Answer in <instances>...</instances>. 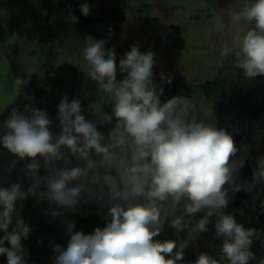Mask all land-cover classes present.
<instances>
[{"label":"clouds","instance_id":"9594fccd","mask_svg":"<svg viewBox=\"0 0 264 264\" xmlns=\"http://www.w3.org/2000/svg\"><path fill=\"white\" fill-rule=\"evenodd\" d=\"M79 10L84 16L90 14L88 3ZM231 19L254 22V27L242 36L238 33L234 47L225 45L221 55L238 49L235 64L244 75L264 76V0L244 4ZM67 20L78 22L71 13ZM84 43L83 58L90 66L86 75L97 83L98 92L110 99L111 114L98 105L92 107L96 119L88 120L81 101L69 102L65 95L58 105V135L51 131L47 112L34 106L26 105L23 112L14 108L3 124L7 131L0 135V145L18 158L6 171L11 174L18 161L31 160L21 169L31 181L26 191L22 183L0 187V230L4 232L0 255L6 256L7 264H27L22 240L29 237L31 229L19 217L28 196L46 199L65 210L51 211L52 217L74 211L81 201L109 205L106 226L91 234L74 232L75 222L67 223L68 243L66 248L54 245V264H178L194 238L208 231L213 216L215 235L223 241L222 252L218 258L201 253L194 264H248L255 260L250 247L259 232L245 228L225 209L232 199L229 193L250 192L264 184V156L257 158L252 181L238 182L245 155H237L233 135L197 120L192 98L178 95L161 101L164 88L154 82L152 71L155 53H141L138 46H132L119 61V71L126 76L117 81L115 50H106V41L92 36ZM161 79L172 82L163 74ZM15 83L24 80L16 78ZM212 115V111L205 113L209 119ZM98 124L112 127L105 134ZM237 130L232 128V132ZM247 150L244 146L245 153ZM41 159L43 176L39 175ZM73 159L83 166L69 167ZM57 161L64 167H57ZM198 212L203 217L193 219ZM166 222L176 230L178 239L154 240ZM185 229L186 238L179 240ZM5 242L10 247H5ZM261 243L264 245V240ZM259 264H264V258Z\"/></svg>","mask_w":264,"mask_h":264},{"label":"rangeland","instance_id":"374dc122","mask_svg":"<svg viewBox=\"0 0 264 264\" xmlns=\"http://www.w3.org/2000/svg\"><path fill=\"white\" fill-rule=\"evenodd\" d=\"M246 3H248V0H90L89 15L93 18L102 15L101 8L121 7L126 10L125 19L119 22L108 19L86 23V18L82 17L77 22L82 24L69 26H66L65 22L62 21L56 39V46L57 48L60 46V48L56 50L58 60L55 62L54 70L51 72L42 68L41 63L39 64L38 61L39 55L36 52L17 56L19 58L22 56L27 57L28 61L26 60L24 66L20 69L27 70V73L23 71V78L21 79L24 80V83L17 87L18 98L14 96L13 90L7 98L14 101L15 109L21 112L24 111L26 105L46 111L48 117L51 116L49 117L52 120L51 131L57 135L61 131V129H58L59 121L56 114L60 102L54 101L56 98L54 96H58V93L65 88L61 85L58 86V79L75 80L78 68H82L83 82L86 80L95 82L90 76L86 75L90 66L83 58L84 41L88 36H92L95 40H105V49L115 50L117 81L126 76V73L119 71V61L121 59L119 54L124 55L135 45L138 46L141 53L149 51L155 53V65L152 71L154 82L157 85L167 84L161 79L162 74L171 78L174 75H182L193 83L205 82L212 79L223 61L238 50L234 48L228 56L221 55L222 48L225 45L233 48L235 36L238 33L242 36L248 30V21L235 22L231 19V14L241 11ZM57 11V14L53 15V19L63 17L64 8L62 7ZM30 43L27 42V45ZM7 53L11 56L10 51ZM2 61L8 60L3 59ZM14 67L17 70L20 68L17 65H14ZM38 70L43 72L40 73ZM20 72L18 70L17 74L20 75ZM29 72L35 76L31 78ZM5 73L9 77V72L6 69ZM65 89H68L67 86ZM97 89L98 85L92 89V93L94 94ZM42 94H45L46 97L44 98ZM99 98L106 100L107 95L101 93L98 100ZM96 103L92 102L89 106L99 105L103 109L108 105L104 101L103 103ZM54 114L56 116H53ZM260 156H264V140ZM41 165H43L42 159ZM15 172L16 170L13 169L9 174L10 179L15 178ZM19 172L21 173V170L18 171V176H20ZM39 173L45 174L43 167H41ZM2 175L0 174V186H6L7 181L4 182ZM24 178L25 180L17 182L22 183V189L26 184V176ZM33 198L29 200L31 201ZM17 209L20 210L19 206ZM20 212H26L25 208L23 207ZM210 219L215 223V216ZM14 225L15 223H12L9 228L14 227ZM212 225L215 228L214 224ZM213 233V231H210L211 236L209 237L207 232L200 233L190 243L191 247L200 250V246L197 244V241H200L204 244L201 253L207 248L212 250L214 247L212 244L209 245V240L213 238ZM214 251L216 256H213L218 258L222 252L221 247L215 248ZM251 261L253 264H259L257 257Z\"/></svg>","mask_w":264,"mask_h":264},{"label":"crops","instance_id":"0c3cea01","mask_svg":"<svg viewBox=\"0 0 264 264\" xmlns=\"http://www.w3.org/2000/svg\"><path fill=\"white\" fill-rule=\"evenodd\" d=\"M0 5V135H3L7 131L3 128V124L10 116L12 110L15 108V102L10 101L7 97L13 90L14 96L18 98L17 87H19L20 84H16L15 80L16 78H23V71H26L27 73V70H20L24 66L26 60L28 61L27 57L22 56L21 58H19L17 56L29 55L30 53L36 52V54L39 55V64L41 63V67L45 69L39 37L42 33L41 26L45 22L44 17L46 14L45 11L43 12V9L39 6L38 0H0ZM72 24L82 23H70V25ZM27 42L31 43L27 45ZM58 48H60V46ZM58 48L56 46L54 52V67L56 66L55 62L58 60L56 57L58 55L56 53V50ZM8 51H10L12 57L7 53ZM123 56V54H119L120 58H122ZM3 59H7L8 61H2ZM14 65L20 67L18 68V70L21 71L20 75L19 73L17 74L18 70L14 67ZM5 69L9 72V77L5 73ZM81 69L82 68H78V73L76 75L77 78L75 80H65L63 78L58 79V86L60 87L61 85L63 88H66L67 86L68 89L64 88V91L62 90V92H59L58 96L55 95L54 97L56 98L54 99V101L59 103L65 95L68 97L69 102L73 99L78 98L81 101V106H84L82 107V113L88 120L95 119L92 115V107L95 106L89 105L92 102H97L96 104H98V102L103 103L104 101L109 106L107 105L102 110L106 113L111 114L112 105L110 99L107 96V101L100 98L98 100L99 94L103 92L99 93L97 89L94 94L92 93V89L97 84L96 82H91L90 80H86L85 82H83ZM38 72L41 73L43 71L38 70ZM30 76L32 78L35 75L30 73ZM42 96L44 98L46 97L45 94H42ZM56 114L58 115L57 111ZM53 116L56 115L54 114ZM97 127H100V125L98 124ZM111 127L112 125H109L102 129L101 132L107 134ZM64 151L67 152V149H64ZM17 159L18 158L14 154L10 153L2 145H0V174H3L2 176L4 177V182L7 181L6 186H10L12 183H17L25 180L24 173L21 171V173L19 172L20 176H18V171L23 169L26 163L31 162V160L29 161V159L26 160L25 158V160L18 161V163L13 167V169L16 170V172L14 173L15 178L10 179L9 173H7L6 171L8 167H12V161ZM78 164L79 162L73 159L69 164V167L78 166ZM56 166L64 167L62 161H57ZM79 166L83 165L79 164ZM39 175L43 176V174L41 173H39ZM30 184L31 181L26 177V184L23 190L26 191ZM6 186L3 185L0 187ZM31 198L33 197L28 196L27 199L22 202L26 212H20L22 213V216L20 215L19 217L20 219H23L31 229L29 237L22 240V246L26 250L25 260L27 261V264H54L53 258L56 255L53 251L54 245H60L66 248L68 243L69 238L66 235L67 223L75 222V229L73 231H81L87 235L93 233L95 228L97 227H105L106 223L108 222L104 219V217L108 213L109 207V205H107L106 203L100 204L95 200L89 201L88 203H84L83 201H81L74 211L65 212V215L62 217H52L50 214H48L51 211L57 210L64 212L65 210L57 205H50L46 199L43 201H39L38 198L34 197L32 199L33 201H30L29 199ZM19 203L20 202L17 203V207L19 206ZM202 217L203 213L198 212L194 215L193 219H200ZM13 223H15V219L13 220ZM211 223L214 224V222L211 221L207 225V228L209 230L207 231V236H211L209 234L210 231L214 232L212 235L213 238H210L211 240H209V245L212 244L214 247V237H216V235L214 231L215 228H213V225ZM9 229L11 230V228ZM2 232L3 231L0 230V237L4 235V232ZM186 236L187 229L179 233V240H183L184 238H186ZM153 239L163 242L164 240H177L178 238L176 230L171 228L169 226V223L166 222L164 228L161 231V234L157 237H154ZM197 244H199V246L202 248L199 247L200 250H195L189 244V247L185 250L183 260L178 262V264H194V261L197 259L199 254H201L204 246L203 242L200 241H197ZM4 246L10 247L8 242H5ZM212 250L207 248L203 253L209 254ZM255 257H257V259L259 260L261 259L257 255H255ZM167 258L170 257L166 256V259ZM0 264H7L6 256L0 255ZM248 264L253 263L250 260Z\"/></svg>","mask_w":264,"mask_h":264},{"label":"trees","instance_id":"16d2710c","mask_svg":"<svg viewBox=\"0 0 264 264\" xmlns=\"http://www.w3.org/2000/svg\"><path fill=\"white\" fill-rule=\"evenodd\" d=\"M251 2L253 0H248V3ZM84 3L89 4L90 0H38L39 6L46 14L39 37L46 70L51 72L54 70L58 29L62 21L66 26L70 25L67 20L70 13L77 18L85 17L86 23L108 19L119 22L125 19L126 10L121 7L101 8L102 15L98 18L84 16L79 10ZM62 7L64 8L63 17L53 19V15ZM253 27L254 22H248V30ZM171 80V84L163 85L161 101L178 95L192 98L197 120H203L205 123H211L230 132L238 147L237 155H245V164L240 169L238 182L244 180L251 182L252 172L256 167L257 158L260 157L264 140V76L247 78L243 70L235 64L234 51L223 61L212 79L193 83L185 76L174 75ZM211 111L213 115L209 119L205 113ZM107 126L109 125L100 126L98 130L102 131ZM233 127L238 130L232 132ZM244 146L248 148L247 153L244 152ZM257 193H259L258 197ZM229 195L232 199L225 212L232 214L245 228H254L259 232L260 236L254 237L250 251L259 258H264V245L261 243L264 240V209L261 208V202H264V184L257 185L250 192L241 189ZM254 197L257 198L254 199ZM222 242V238L216 237L213 251L218 247H221L222 251ZM213 251L209 254L216 256Z\"/></svg>","mask_w":264,"mask_h":264}]
</instances>
